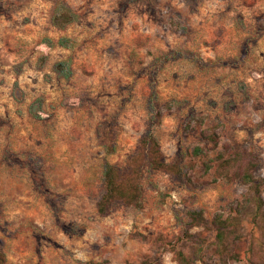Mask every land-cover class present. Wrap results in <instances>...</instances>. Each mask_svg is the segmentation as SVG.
I'll return each mask as SVG.
<instances>
[{
    "label": "rangeland",
    "instance_id": "obj_1",
    "mask_svg": "<svg viewBox=\"0 0 264 264\" xmlns=\"http://www.w3.org/2000/svg\"><path fill=\"white\" fill-rule=\"evenodd\" d=\"M148 132L167 166L150 168ZM250 153L264 203V0H0L5 264H223L219 215L242 233L227 264H255L264 215L219 168ZM106 163L139 205L97 210Z\"/></svg>",
    "mask_w": 264,
    "mask_h": 264
},
{
    "label": "trees",
    "instance_id": "obj_2",
    "mask_svg": "<svg viewBox=\"0 0 264 264\" xmlns=\"http://www.w3.org/2000/svg\"><path fill=\"white\" fill-rule=\"evenodd\" d=\"M160 112L154 109L152 116V124L159 123ZM144 143L147 146L150 153L149 166L152 169H158L163 166H167L159 150L158 142L155 136L148 132L144 137ZM249 158L243 160L240 154L233 155V157L226 159L219 163V168L224 171L223 175L228 178L239 177L245 183L249 184L254 196L253 205L254 210L252 216L257 218L263 216L262 207L263 199L261 196V182L258 181L252 174V167L255 166V156L250 153ZM231 169H234L231 171ZM171 170L176 171V176L180 180L189 181L187 177L181 174L179 169L171 167ZM104 193L97 203V210L103 213L107 206L114 200L121 199L128 203H135L139 205V197L141 196V187L137 181L133 179H120L117 168L113 164L106 163L104 166ZM188 225H206L207 219L202 215L200 210H190L187 213ZM213 226L215 231V251L223 264H227L230 259L237 258V251L235 250L234 243L242 237V233L239 230V218L238 216H226L219 215L213 219ZM264 246V240L261 241ZM249 249H251L249 247ZM178 264H195L194 256H190L184 252V250H177L175 252ZM251 261H248L250 264ZM255 264H264V255L254 260ZM0 264L4 263V254L0 251ZM87 264H92L91 262ZM142 264H151L148 259H145Z\"/></svg>",
    "mask_w": 264,
    "mask_h": 264
}]
</instances>
